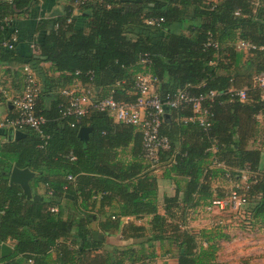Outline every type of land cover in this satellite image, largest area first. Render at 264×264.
<instances>
[{
	"label": "trees",
	"instance_id": "obj_1",
	"mask_svg": "<svg viewBox=\"0 0 264 264\" xmlns=\"http://www.w3.org/2000/svg\"><path fill=\"white\" fill-rule=\"evenodd\" d=\"M45 1L0 0V65L33 69L49 136L24 129L4 148L8 170L13 161L36 176L27 197L10 183V170L0 172V264H156L174 250L178 264H221L216 236L190 223L196 211L228 198L233 183L249 200L235 211L239 227L264 230V152L249 147L264 137V91L254 82L264 69V0H71L65 12L44 16L38 7ZM156 18L164 21L148 23ZM210 34L218 47L208 46ZM241 40L257 49H239ZM144 54L149 64L140 63ZM141 72L158 79L163 98L185 88L204 96L210 112L206 128L187 120L191 104L167 107L160 133L170 148L157 165L143 155L141 127L98 110L77 119L61 108L62 90L76 80L98 100L133 103ZM243 86L246 100L231 92ZM82 127L92 129L87 139ZM159 178L175 188L163 202ZM218 178L226 184L216 185ZM120 231L125 244L106 241ZM3 243L11 254L2 255Z\"/></svg>",
	"mask_w": 264,
	"mask_h": 264
},
{
	"label": "built area",
	"instance_id": "obj_2",
	"mask_svg": "<svg viewBox=\"0 0 264 264\" xmlns=\"http://www.w3.org/2000/svg\"><path fill=\"white\" fill-rule=\"evenodd\" d=\"M90 0H77V3H85ZM238 13V12H237ZM164 18L149 19L148 23L152 25H160ZM4 45H9L5 42ZM208 46L218 47V42L209 37ZM35 48V44H32ZM238 48L243 51L257 49V46L244 40L238 42ZM264 50V46L261 47ZM143 65L150 63L148 54H144L140 58ZM23 73V88L21 93L13 94L7 87L0 89V103L7 102L14 109L12 116L6 117L0 122V128L13 129V131L31 129L42 134L43 139H48L42 131V125L46 122V118L37 112V102L40 93V83L36 74L30 65L21 66ZM254 82L264 91V69L254 78ZM231 92L239 96L242 100L247 98V88H232ZM136 100L133 103L118 101L113 97H107L98 100L91 86L84 85L81 81L76 80L72 85L62 90L65 100L61 103L63 114L73 115L77 119L89 115L92 111L98 110L107 112L115 118V120L129 123L141 127L143 130V155L146 159L153 163L159 164L160 151H166L170 148V140L167 136L160 133L166 108H178L182 104H191L193 116L188 121L199 122L203 127H209L210 122L208 116L209 109L204 106V96L191 95L187 89H179L174 95L163 98L158 91V79L151 73L141 72L135 78ZM217 95L216 91H212L210 97ZM186 120V121H187ZM41 145L40 147H43ZM214 164H216L214 162ZM219 166H224L218 163ZM229 176V174H227ZM72 179V177H69ZM249 172L248 168L243 170L242 182L245 187L248 185ZM241 184L233 183L230 187L228 198L215 199L212 201L211 207L227 210L228 207L233 209L245 208L249 200L245 194L240 193ZM52 210H57L53 207ZM33 264L32 260H29Z\"/></svg>",
	"mask_w": 264,
	"mask_h": 264
},
{
	"label": "rangeland",
	"instance_id": "obj_3",
	"mask_svg": "<svg viewBox=\"0 0 264 264\" xmlns=\"http://www.w3.org/2000/svg\"><path fill=\"white\" fill-rule=\"evenodd\" d=\"M249 147H261L264 152V137H256L255 141L254 138L251 139ZM158 170L161 171L160 168ZM224 184L226 183L223 180H219V178L216 181L218 186H223ZM166 189H168V186L163 187L164 191ZM244 209L246 208L239 210L243 211ZM235 211L236 209L221 210L215 207H211L210 210L207 208L202 211L198 210L193 214L190 223V226H194L197 230L212 231L216 236L217 261L221 264H238L246 255L257 257L259 253L264 252V238L256 236L257 230H241L239 227L241 218L236 215ZM72 212L73 210H71ZM74 214L77 215L75 211L73 212ZM234 218L237 221H234ZM159 262L161 264L162 260ZM159 262L157 261L156 264H159Z\"/></svg>",
	"mask_w": 264,
	"mask_h": 264
},
{
	"label": "crops",
	"instance_id": "obj_4",
	"mask_svg": "<svg viewBox=\"0 0 264 264\" xmlns=\"http://www.w3.org/2000/svg\"><path fill=\"white\" fill-rule=\"evenodd\" d=\"M70 3H71V0H47L43 4H41L38 8H39L40 13L42 12L44 13V16H46L50 12L49 10L54 9V8L58 9L59 10L58 12H61V13L65 12V8L68 5H70ZM78 13H79L78 10L74 11V15H77ZM40 18L41 17H39V19ZM45 66L49 68L50 64L46 63ZM2 87H7L15 95L21 93L22 88H23V73L21 71V66L0 65V89ZM13 114H14V109L11 106V104L7 102L0 103V122L6 117H9ZM259 119L262 121L261 127L264 131V119L262 116H259ZM13 136H15V132L14 134L11 132L8 133L7 131L0 128V172L8 170L10 159L7 156L6 152L4 151V148L7 145V143L10 142V140L12 141L15 139V137ZM262 164L264 166V153L262 157ZM14 165H15V162L12 161V167L9 169L10 171ZM164 186H168V189H166L165 191L163 190ZM44 190L45 188L43 186H39L38 188L39 193H42ZM174 194H175L174 185L167 179L159 178V200L160 202H163L165 195L172 196ZM129 221H131L130 217H125L123 219V223H128ZM257 232L258 233L256 236L260 238H264V230L257 231ZM250 233H253V232H250ZM106 241L110 244H125L126 242L122 239L121 231L117 234L108 235L106 237ZM176 254H177V251L174 250L173 253L170 255L160 256L158 259V262L162 260L161 264H178V258ZM243 260L244 261L246 260L248 264H264V252L259 253L257 257L246 255V257H244ZM239 262L240 263L238 264H241L242 259Z\"/></svg>",
	"mask_w": 264,
	"mask_h": 264
},
{
	"label": "water",
	"instance_id": "obj_5",
	"mask_svg": "<svg viewBox=\"0 0 264 264\" xmlns=\"http://www.w3.org/2000/svg\"><path fill=\"white\" fill-rule=\"evenodd\" d=\"M91 130L92 129L89 127H82L79 131L80 137L83 139H87L89 137V132ZM11 133L14 134L13 129H11ZM25 135L26 133L24 131L21 130L15 131V139H19ZM35 176L36 173L33 172L31 169L19 168L17 165H14L11 171L9 172L10 183L19 184L22 187L24 193L27 195V197L32 196V187L30 182ZM1 251H2V255L6 256L12 253L13 248L8 244L3 243Z\"/></svg>",
	"mask_w": 264,
	"mask_h": 264
}]
</instances>
